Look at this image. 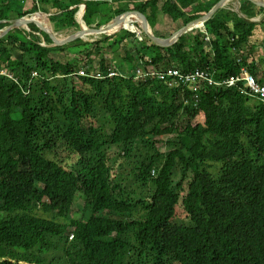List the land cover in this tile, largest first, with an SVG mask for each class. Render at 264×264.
Returning a JSON list of instances; mask_svg holds the SVG:
<instances>
[{
    "label": "trees",
    "instance_id": "16d2710c",
    "mask_svg": "<svg viewBox=\"0 0 264 264\" xmlns=\"http://www.w3.org/2000/svg\"><path fill=\"white\" fill-rule=\"evenodd\" d=\"M126 1L164 37L155 31L159 11L179 29L220 0H2L0 30L14 13L38 12L55 28L80 29L83 8L90 27L109 4V22L127 12L115 6ZM241 12L221 8L206 32L194 29L171 46L145 33L135 44L122 30L84 53L95 62L103 44L117 54L130 39L124 62L136 69L211 67L223 80L247 66L264 83V7L242 0ZM38 34L53 43L37 24L29 37L19 29L0 39V264H264V101L244 92L245 83L137 80L104 58L100 78L80 75L78 59L50 54L81 39L49 48ZM133 159L138 179L153 187L140 197L123 186ZM79 194L81 220L72 208Z\"/></svg>",
    "mask_w": 264,
    "mask_h": 264
},
{
    "label": "rangeland",
    "instance_id": "374dc122",
    "mask_svg": "<svg viewBox=\"0 0 264 264\" xmlns=\"http://www.w3.org/2000/svg\"><path fill=\"white\" fill-rule=\"evenodd\" d=\"M1 1L2 0H0V3H1ZM114 1L115 0H110V2H112V3ZM28 3H29V1H26L24 3V6L26 7L28 5ZM128 5L129 4L127 3V1L126 2L115 3V6H121V8L124 11H128ZM227 5H226L227 8L238 12L240 15H243V13L241 12L242 0H231ZM113 6H114V4H113ZM111 7H112V5L109 4V6H105L104 8H102L103 13H101V16H98L96 18L94 24L92 26H90V27L98 28V25L101 22L105 23L104 24L105 26L109 25V23L111 22V21L110 22L108 21L109 17L111 16V14L109 13V10H110ZM33 15L34 14H29V15H27V17H32ZM262 17L263 16L257 17V21L261 20ZM17 18H20V16L17 13H14L12 15L11 19H17ZM51 21H52V19H51ZM52 26L54 28V31H55L57 37H59L60 40L66 39V38L71 37V36H74L80 31V29H78V28H71V29L55 28L53 21H52ZM136 26H137V30L134 31L133 34L136 35L137 39H136V41L134 40L135 41L134 43L135 44H139L145 38H144V34H143L144 32L141 30V28H139L137 23H136ZM178 27H179L178 23L172 21L170 18H168L165 15H163L161 11H159L157 24L155 26V31L157 33L165 35L164 37H168V36H171L178 29ZM195 29H201L203 32H206V28H203V27L195 28ZM21 30L25 31L27 37H29V34L31 33V29L27 28V29H21ZM122 30H125V29H121L118 33H120ZM38 36H40V38H41V45H47V46L50 45V44L46 43V41L44 40L43 36H41L40 34H38ZM105 37H106L105 35L87 36L86 38L83 36L82 37L83 43L81 45H78V46H75V47H71L66 52L51 53L50 57L53 58V59H58V60L61 59L63 63H66L68 61L74 60L75 58L78 59L80 61V70L78 72V73H80V75H82L83 71H86V70H90L91 72L94 71V73H97L99 71V70H97L99 68L98 67V63L101 61V59L104 58L106 60L107 64L113 63L112 65L114 67H117V69H123V70L125 69V71L131 72V73L133 71H136L135 78L137 80H139V77H141V74H143V72L137 75V69H143L144 70V68L143 67H139V68L136 69L135 68V66H136L135 63L131 64V62H124L125 57H126V51L133 44V42H131L130 39L127 42L124 43V47L117 54H116V52H113L112 49L108 48L110 43L103 44L102 45L103 46V54L100 55L99 57L98 56L95 57L96 58L95 62L93 61L92 57H91V59L89 61V59L86 57L84 52L91 47L90 44L104 41ZM259 55L260 56L264 55V52L262 53V51H261V53ZM252 59H255V60L259 59V57L257 56V51H256V54H254V58H252ZM92 61L94 63V66L96 65V70L95 69L91 70V66H89L90 62L92 63ZM260 66H261V69L263 68V70H264V63H262ZM170 68H172V67H170ZM205 68L211 70V67H205ZM148 70L149 71H155L156 69L153 68L152 66H149ZM249 70H250V68H249ZM109 71H116V70L110 69ZM2 72L5 73V71H2ZM258 78L260 79V77H258ZM195 84L204 85V83H195ZM102 123L106 127L107 131H109L110 130V125H108V123L105 120H103ZM245 148H249L250 149V154L254 155V148L251 145V141L248 138L246 139ZM164 150H167L166 146L162 147V149H161V151H164ZM246 152H244V153H246ZM133 165H136V164H134V159L131 160V163L127 164V166H126L128 169L124 171V174H125L124 177H125L126 180L123 182V186H124L125 189H127L129 191L138 193L137 196L140 197V194H143L140 189H142V191L144 193L148 194V193H150L151 190H153V187H152V185H150L149 189L144 187L143 183L138 179V176H137V174H139V171ZM213 172L217 176L220 175L223 172V166L221 164H218L216 167L213 168ZM72 208H73V212H74L73 213V217L75 219L81 220L82 218H84L83 217V214H84L83 211L85 210V198H83V196H81V194H79L77 196V198L75 200V203H74ZM73 234H74L73 230H71V239L73 238Z\"/></svg>",
    "mask_w": 264,
    "mask_h": 264
},
{
    "label": "water",
    "instance_id": "95a60500",
    "mask_svg": "<svg viewBox=\"0 0 264 264\" xmlns=\"http://www.w3.org/2000/svg\"><path fill=\"white\" fill-rule=\"evenodd\" d=\"M231 0H220L218 1L209 11L207 14L200 16L199 18H196L192 21H190L189 23H187L185 26L179 28L178 30H176L171 36L168 37H162V36H158L155 34L153 27L151 25V23L149 22V20L147 19L146 15L140 11H127L124 14L116 17L114 20H112L109 25L107 26H102V27H98V28H94V27H89L83 18V15L85 13V9H81L80 12H78L77 14V21L80 24V31L71 37H68L66 39H62V40H57L52 31L54 32V28L52 26V21H51V15L49 13H45V12H38L36 14H34L32 17H21V18H17V19H11L9 21H4L3 23H8L9 26L6 27L5 29L0 30V39L4 38L5 36H7L9 33H11L12 31L15 30H21V29H31V24H37L39 26V28L42 31H46L50 38L52 39L53 43L49 46L47 45H42L44 47H49V48H55V47H61V46H65L70 44L73 41H76L78 39L82 40V37L84 35H87V33H91V32H98L100 33V35H105V36H113L116 33L113 34H108L107 32L109 30L112 29V27L119 22V20L121 21L123 19V16H127L130 14H134L135 16H137V18L139 19V21L137 22L139 28H141V30L157 45L163 46V47H167V46H171L174 43H176L180 37L183 34H186L189 31L194 30L195 28H205V23L211 19L214 14L220 10L221 8L226 7V5L230 2ZM253 3L263 6L264 7V0H250ZM76 7H73V9ZM37 15H43L47 18L48 20V26L47 27H43L42 26V22L38 20V18H36ZM243 17V15H241ZM122 18V19H121ZM253 21H256L257 18H253ZM2 23V22H0ZM86 26V27H84ZM126 31H129L131 33H133L132 30H129L127 28H125ZM54 34H56L54 32Z\"/></svg>",
    "mask_w": 264,
    "mask_h": 264
},
{
    "label": "built area",
    "instance_id": "2783aa9c",
    "mask_svg": "<svg viewBox=\"0 0 264 264\" xmlns=\"http://www.w3.org/2000/svg\"><path fill=\"white\" fill-rule=\"evenodd\" d=\"M209 39V38H207ZM139 80L148 79L150 76H157L160 80L167 81L170 84H195V83H204V85H197L199 87L205 86H239L241 83H245L247 86L244 89V92L251 95L254 98L264 101V83L249 70L247 66L243 67L241 72L238 74H233L223 80H219L209 69L206 68H196L193 71L189 72H181L178 68H167L164 70H143L138 69L137 75L142 73ZM2 75H8L7 72H1ZM80 74V73H79ZM99 74V75H98ZM110 77L118 76L119 73L117 71H110ZM36 76V74H34ZM82 75L100 78L101 73L98 71L97 73L83 71ZM10 78L12 76L9 75Z\"/></svg>",
    "mask_w": 264,
    "mask_h": 264
},
{
    "label": "bare ground",
    "instance_id": "6f19581e",
    "mask_svg": "<svg viewBox=\"0 0 264 264\" xmlns=\"http://www.w3.org/2000/svg\"><path fill=\"white\" fill-rule=\"evenodd\" d=\"M237 5V4H236ZM228 6V5H227ZM236 7V6H235ZM36 18H38L39 21L42 22V26L43 27H47L48 26V20L46 18H44L47 22L44 23L41 19V15H37ZM122 19V18H121ZM139 21V19L137 18V16H135L134 14H130L127 16H123V19L119 22H117L111 30H109L107 33L108 34H113L115 33L118 29H129L132 30L133 32L137 30V26L136 23ZM54 36H57L56 34H54V32L52 31ZM87 36H100V33L98 32H91V33H87V35H84V37L86 38ZM43 148V147H42Z\"/></svg>",
    "mask_w": 264,
    "mask_h": 264
},
{
    "label": "clouds",
    "instance_id": "9594fccd",
    "mask_svg": "<svg viewBox=\"0 0 264 264\" xmlns=\"http://www.w3.org/2000/svg\"><path fill=\"white\" fill-rule=\"evenodd\" d=\"M100 72V71H99ZM75 236L73 235V238L71 240H74Z\"/></svg>",
    "mask_w": 264,
    "mask_h": 264
},
{
    "label": "crops",
    "instance_id": "0c3cea01",
    "mask_svg": "<svg viewBox=\"0 0 264 264\" xmlns=\"http://www.w3.org/2000/svg\"><path fill=\"white\" fill-rule=\"evenodd\" d=\"M257 21V20H256Z\"/></svg>",
    "mask_w": 264,
    "mask_h": 264
}]
</instances>
